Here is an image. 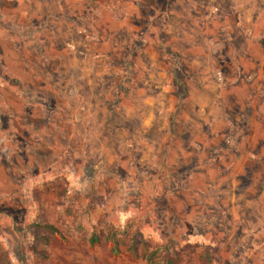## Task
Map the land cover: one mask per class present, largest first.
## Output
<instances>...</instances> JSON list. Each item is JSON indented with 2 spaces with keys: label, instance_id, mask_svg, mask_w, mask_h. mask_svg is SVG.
Listing matches in <instances>:
<instances>
[{
  "label": "rangeland",
  "instance_id": "obj_1",
  "mask_svg": "<svg viewBox=\"0 0 264 264\" xmlns=\"http://www.w3.org/2000/svg\"><path fill=\"white\" fill-rule=\"evenodd\" d=\"M144 249L264 264V0H0V264Z\"/></svg>",
  "mask_w": 264,
  "mask_h": 264
},
{
  "label": "trees",
  "instance_id": "obj_2",
  "mask_svg": "<svg viewBox=\"0 0 264 264\" xmlns=\"http://www.w3.org/2000/svg\"><path fill=\"white\" fill-rule=\"evenodd\" d=\"M42 228L44 229L45 232H48L50 234H60V232L52 225H43ZM119 231H113L107 236V240L111 243V252L114 255H119L121 253L120 249V238H119ZM98 242V238L96 235H92L90 238V243L95 244ZM128 253L133 256V257H138L139 256V248L132 244L128 248ZM142 257L149 263V264H175L176 259L172 258H166L162 260V255L161 252L157 249L155 250H148L144 249V253Z\"/></svg>",
  "mask_w": 264,
  "mask_h": 264
}]
</instances>
